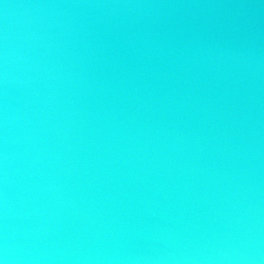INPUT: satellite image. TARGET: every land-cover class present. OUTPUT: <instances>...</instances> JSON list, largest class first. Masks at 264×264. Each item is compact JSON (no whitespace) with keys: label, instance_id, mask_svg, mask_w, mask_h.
<instances>
[{"label":"water","instance_id":"95a60500","mask_svg":"<svg viewBox=\"0 0 264 264\" xmlns=\"http://www.w3.org/2000/svg\"><path fill=\"white\" fill-rule=\"evenodd\" d=\"M0 264H264V0H0Z\"/></svg>","mask_w":264,"mask_h":264}]
</instances>
